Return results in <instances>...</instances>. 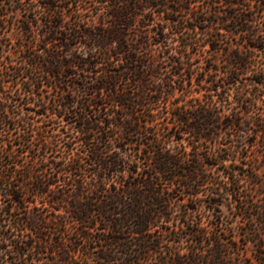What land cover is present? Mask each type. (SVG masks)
<instances>
[{
	"label": "trees",
	"instance_id": "1",
	"mask_svg": "<svg viewBox=\"0 0 264 264\" xmlns=\"http://www.w3.org/2000/svg\"><path fill=\"white\" fill-rule=\"evenodd\" d=\"M15 1L12 11H23L22 17H0L22 47L16 58L8 56L6 76L13 75L14 59L28 76L0 101V130L20 127L0 151L3 216L15 220L4 232L16 235L11 263L19 264L17 257L24 264H228L227 255H243L249 240L257 245L253 258L264 264L258 233L248 239L239 230L231 240L220 216L203 225L193 214L210 166L227 180H213L219 186L212 192L217 196H206L207 210L215 212L218 197L235 185L240 215L253 218L236 177L243 167L225 164L226 148L201 154L199 146L223 143L230 136L220 140L222 131L251 124L237 112L220 115L212 91L221 97L250 67L251 48L264 52V37L250 24L255 16L264 22V0L254 9L250 0ZM194 2L202 9H193ZM198 32L207 35V51L226 55V71L210 58L196 73ZM227 34L242 42L225 45ZM253 77L254 87L264 85V70ZM48 88L51 95L44 96ZM201 89L202 96L181 98ZM19 108L47 117L36 147L27 146L35 127L29 115L16 119ZM60 121L70 124L72 132L61 128L69 139L59 141L60 133L50 139L46 126ZM254 123L264 131V118ZM61 142L66 154L58 158ZM24 152L30 162L21 158ZM205 251H213L211 258ZM253 258L237 264H253Z\"/></svg>",
	"mask_w": 264,
	"mask_h": 264
},
{
	"label": "rangeland",
	"instance_id": "2",
	"mask_svg": "<svg viewBox=\"0 0 264 264\" xmlns=\"http://www.w3.org/2000/svg\"><path fill=\"white\" fill-rule=\"evenodd\" d=\"M255 1L256 0H250L251 4L253 5V9L255 8ZM12 3H16V1H0V17L5 20L16 22L18 18L22 17L24 12L21 10H18V12L12 11ZM199 4L200 2H194L192 4L193 9L198 8L201 10L202 6H199ZM182 14L187 15L186 12H182ZM250 24L254 26L255 34L257 37H264V22L262 19H259V17L255 16L254 19L250 21ZM218 26L220 28L221 25ZM13 30L0 26V85L5 86V93L0 91V101L5 100V94H9L10 92L15 93L17 88H21L23 80H26L28 77L26 75L27 70L24 67H18L19 65L17 64L16 59L13 60L14 65H12V68L14 69L10 68L11 70H9V72H13V75L11 77L6 76L7 71L4 68V65L6 64V62H8V56L12 55L14 58H16V54H18L22 48L21 42L16 39ZM220 30L222 32H225L222 29ZM193 35V40L196 42V44L195 49L192 53V63L196 73L202 70V66L210 58L213 60H217V62L222 66L223 64H225V54L219 53L217 54L218 56H215L214 53L207 51L208 44L206 45V34L198 32ZM237 41L242 42V39L239 36H231L229 34H227L224 39L225 45L227 46L229 44H232V46H236ZM242 48L243 50L247 49L244 45H242ZM251 50L250 67L242 71V74L236 82L227 85V92L223 95H220L221 97H219L215 90L212 91L214 101H218V105L221 107L220 115H231L233 112H237L239 117H241L243 120L251 122L250 126L244 127V130L229 128L227 130L228 133L226 131H222L220 140H222L224 137L230 136L228 140L223 141V143H220L219 141L211 143L210 141H208L205 142L207 143L206 145H202L201 143L199 146L201 154L211 151H217L219 147L226 148V152L229 157L225 164H231L232 166L239 165L243 167V170L241 171L242 174H238V176L236 177L239 180L238 185L240 186V191L242 192L241 198L245 200H251V202L249 203V208L253 211V218L251 220H249L250 218H248V216H244L243 218L242 215H240L241 211H239V209L237 208L235 197L232 195L235 185L232 187L229 185L228 190L224 192L223 196L218 197L220 204L217 206L215 212L207 210L205 201L206 196H208V194L217 196L212 192L213 190H216L214 189V187H218L219 184L213 185V180H215L219 176L220 183L224 184V182L227 180V177L223 175L222 171L217 172L215 167L210 168V166H206L209 172V180L206 182L205 186H203L202 192L198 194V198H202V204L199 206L198 211H195L193 213L197 215V219L201 217L203 225L207 224L208 219H213L215 218V216H220L223 222V226L226 228V232L231 240H235L236 236H238L239 230L248 232V239L253 238V234L257 233L260 235V238L264 239V131H261V128L259 127L257 129L256 124L254 123L257 119L264 118V85H257L256 88L254 87L253 83V73L264 70V52L257 48H251ZM187 65H189V63ZM225 66L222 67L224 71L228 69V67ZM222 76L223 73L219 72L216 78L220 79ZM15 80L18 81L16 82ZM195 82L196 81L194 80V83ZM48 89L50 90L45 91L44 96L49 94L51 95L52 89ZM201 90L202 91L200 93L198 91L187 92L181 98H183L184 100H190L194 96H202V93H204V89ZM180 95L181 92L177 90L176 96ZM22 96H24L23 93ZM220 99L225 100L220 101ZM191 102L195 103L194 100ZM171 103L172 102L169 101L168 105H171ZM158 105L160 106L157 107V109H160L164 104L160 103ZM245 108H247V111H245ZM28 115L31 116L30 121L33 122L35 130L33 134L34 136L32 140L27 144V146L29 148H33L36 147L38 142V140L35 138L37 132L40 130L41 124H43V121L47 119V117L37 115L34 111H27L24 108H19L17 109L16 119H24ZM158 121H162V119L160 118L158 119ZM63 127H65L66 130H69V132H72V130H70L69 128L70 124L67 125L65 121H60L58 124H48L46 126L48 130L47 134L49 135L48 137L52 139L54 137L52 136V134L60 133V136L58 137H60L61 139L59 141H61L62 139H69V137H67L65 133H62L61 128ZM19 128L18 130L14 129L11 132L8 130H0V151L8 145L9 140L14 139L18 135L16 131L18 132ZM257 130L258 133H256ZM184 144L187 145V150H190L191 147L190 145H188L187 141H185ZM60 145L61 150L57 152L58 158H61V156L63 157L66 154L63 143L61 142ZM74 147H80V142L77 141L74 144ZM14 148L16 150V153H18L19 146L14 145ZM76 148L73 151H76ZM242 153L243 155H245L244 157ZM48 156L50 157V153H48ZM21 158L26 162L31 161V156L28 152L22 153ZM252 176H254V179ZM26 188L27 186L24 185V189L27 191ZM2 194L3 189L0 188V264H12L11 261L13 260V256L15 254L11 253L10 250L13 246L12 239L15 238L16 235L8 237V235H5L4 232L14 226L15 220L14 216H10L9 214L4 215L5 217L3 216L4 200ZM186 239L187 238L183 237L182 241L180 242L182 246H187ZM4 243L7 244V249L3 247ZM243 246H245V249H247V251H245L243 255H227L228 264L243 263L246 262L245 258H253V253L257 250V245L248 240L247 244ZM185 250L186 249L184 248L181 251L184 252ZM263 250L264 249L261 248L258 251L262 257H264V253L262 252ZM205 253L207 258H211V256L213 255V251H205ZM14 260H18L19 264H24L23 261L18 259L17 257L14 258ZM253 264L260 263L257 259L253 258Z\"/></svg>",
	"mask_w": 264,
	"mask_h": 264
}]
</instances>
